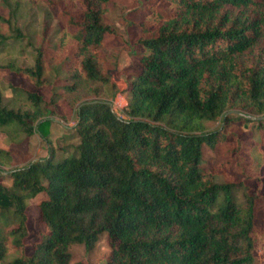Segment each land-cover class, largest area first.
<instances>
[{
	"label": "trees",
	"instance_id": "trees-1",
	"mask_svg": "<svg viewBox=\"0 0 264 264\" xmlns=\"http://www.w3.org/2000/svg\"><path fill=\"white\" fill-rule=\"evenodd\" d=\"M77 1L76 10L62 11L55 56L47 59L39 47L33 65H8L35 90L25 91L28 109L8 107L0 96V129L46 136L63 96L75 109L79 142L72 155L37 158L8 171L10 186L0 182V262L90 264L74 261L70 248L92 250L106 234V264H259L264 195L248 182L263 179L264 0H146L124 117L104 99L75 104L110 86L106 36L115 33L104 19L111 0ZM16 14L0 15L14 31L0 30V46L20 37ZM57 79L67 82L63 95L54 90L46 100L39 90ZM218 120L220 127L208 128ZM235 121L243 126L235 147L213 162ZM220 169L245 176L222 182ZM39 194L43 229L28 253L27 208Z\"/></svg>",
	"mask_w": 264,
	"mask_h": 264
},
{
	"label": "rangeland",
	"instance_id": "rangeland-1",
	"mask_svg": "<svg viewBox=\"0 0 264 264\" xmlns=\"http://www.w3.org/2000/svg\"><path fill=\"white\" fill-rule=\"evenodd\" d=\"M145 2L146 0L110 1L104 16L105 22L115 29L114 34L106 36L108 47L105 50V67L113 68L110 71V86L105 88L100 97L85 94L75 104L93 98H100L110 101L114 111L117 114H122V107L118 106L117 103L121 102L123 106L127 104V95L124 91L127 85L126 80L132 72L139 70L138 63L134 56L130 55V52L134 47L135 40L140 35L138 23L145 16L144 11L141 9ZM153 2V0H150L149 4ZM73 5L75 6L74 10H76L79 2L77 0H0V15L7 17L9 11L14 8L17 12V19L14 24L20 31V37H11L10 40L0 46V96L3 104L8 107L30 108L25 91L35 90L34 86L27 78L8 68V65H33L35 53L39 47L46 53L47 59L55 56L52 46L55 44L56 30L66 24L65 15H61L62 11L70 9ZM0 30L6 35L12 34L14 36L11 27L1 19ZM69 48L70 44L65 49L60 50L61 52L55 57L53 65H50L53 73L55 71L54 66L62 60ZM47 66L49 68L48 60ZM66 83L64 79H57L39 91L46 100H49L54 90L63 95ZM56 111L55 115L50 116L51 121L46 127L48 130L46 136L39 132L27 135L22 130L19 131L13 127L0 129V147L10 152V156L0 157V182L4 185H11L12 180L8 177V171L14 167L25 166L37 158H45L51 153L54 154V160H59L64 155L70 156L73 154L74 147L79 142L74 129L76 123L75 109L62 96L56 104ZM220 125V120L212 121L208 123V128H218ZM242 129V124L235 121L229 128L223 130L224 133L228 134V139L218 145L216 157L212 159L213 162H220L228 156L229 150L235 147L236 144L234 133L240 132ZM205 153L208 158L214 157L213 151L209 148H206ZM246 169L252 174L257 172L256 169L249 166ZM260 175L263 177L260 184L248 183L253 187V191L264 195V164L261 166ZM244 176L243 172L234 173L220 169L217 180L222 182L240 180ZM41 197L42 195L39 194L30 199L27 208L28 227L32 232L31 236L26 239L28 253L32 249L31 243L37 239L36 232L43 229L37 207V202ZM258 218L260 231L264 235V199L260 201ZM70 251L73 254L74 261L83 260L90 264H106L110 253V245L107 235L103 234L92 250H87L84 245L77 244L73 245ZM257 251L259 264H264V241ZM0 264L4 263L0 262Z\"/></svg>",
	"mask_w": 264,
	"mask_h": 264
},
{
	"label": "built area",
	"instance_id": "built-area-1",
	"mask_svg": "<svg viewBox=\"0 0 264 264\" xmlns=\"http://www.w3.org/2000/svg\"><path fill=\"white\" fill-rule=\"evenodd\" d=\"M118 102V101H117ZM118 104V106H121L122 107V110L124 109V107L126 106H123V104H121V102H119V103H117ZM118 116L119 117H124V113H123V111H122V114H118Z\"/></svg>",
	"mask_w": 264,
	"mask_h": 264
},
{
	"label": "water",
	"instance_id": "water-1",
	"mask_svg": "<svg viewBox=\"0 0 264 264\" xmlns=\"http://www.w3.org/2000/svg\"><path fill=\"white\" fill-rule=\"evenodd\" d=\"M108 103L112 106V103L110 101H108Z\"/></svg>",
	"mask_w": 264,
	"mask_h": 264
}]
</instances>
